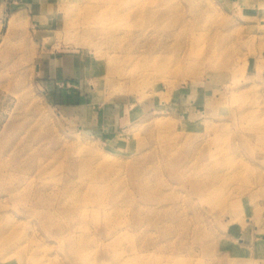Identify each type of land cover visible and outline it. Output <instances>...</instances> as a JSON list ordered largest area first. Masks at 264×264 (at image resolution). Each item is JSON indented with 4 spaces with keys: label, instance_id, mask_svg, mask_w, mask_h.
I'll use <instances>...</instances> for the list:
<instances>
[{
    "label": "rangeland",
    "instance_id": "obj_1",
    "mask_svg": "<svg viewBox=\"0 0 264 264\" xmlns=\"http://www.w3.org/2000/svg\"><path fill=\"white\" fill-rule=\"evenodd\" d=\"M90 6L0 0V264H264V0Z\"/></svg>",
    "mask_w": 264,
    "mask_h": 264
},
{
    "label": "bare ground",
    "instance_id": "obj_2",
    "mask_svg": "<svg viewBox=\"0 0 264 264\" xmlns=\"http://www.w3.org/2000/svg\"><path fill=\"white\" fill-rule=\"evenodd\" d=\"M98 3H101V7H98V8H101L99 15L101 16V22L102 23H106L109 19L111 21L115 20V19H117L118 16H120V17L126 16L127 18L130 17L133 20H135L134 22L138 23V22H141L142 20H144L145 18H149V16L151 15V10H150L151 0H127L126 5L125 4L121 5L120 4L121 0H98ZM86 8H87V6H86ZM98 8H92V6H90V8L88 10V14L90 15V17H96L97 16L96 15L97 13L94 11V9L98 10ZM91 19H93V18H91ZM21 98H22V96H21ZM246 117L249 118V115H246ZM252 127L256 128V133H255V131L253 132V134L255 136L250 137L251 135L241 134V140H242L244 146H246L250 149L249 154H252L253 156L264 155V126L258 128V127H255V125H252ZM252 138H254V141H252ZM253 142L256 145H253L254 144ZM56 153L57 152H52L51 154L54 155ZM72 164L73 163H70L69 166ZM168 164L170 167H172V166L178 165L180 163L169 162ZM59 167H60V165H59ZM48 168L52 172H55L56 170H58V168H53L50 165H44L42 167H35V170H40L39 176H43L47 172ZM184 169H185V167L182 166V168H180L177 171V174H175V176L181 178L183 175ZM41 170H44V171H41ZM236 173H238V172H236ZM96 174L99 177V179L101 180V176L103 177V175H101V172H97ZM223 180L225 181V179H223ZM185 182L191 183L193 185V190L196 193L202 194L200 196L201 199H204V194L209 191V187H208V190L206 192H202L200 190V183L198 182V179L195 177H193L190 180H186ZM138 188H141V187L138 186ZM36 196L39 199H43L44 198L43 191L39 190L37 192ZM213 208H214V206H213ZM170 214L176 215L177 212L176 211H170ZM138 216H139V218L141 216L145 217V216H147V214H146V212H139ZM54 218L55 217L50 212H47V213L42 215V219L45 223V226L48 227V229L51 227V223L54 222ZM96 222L100 226H101V224H104L105 223L104 215L98 216L96 218ZM136 226H137L138 230H141L144 227V224L136 225ZM58 229L61 232H63L62 229H60V228H58ZM110 230L112 231V227L110 228ZM113 233L116 234V233H118V231H114ZM80 245H81V241H77L76 239H73V238L71 239L70 245L66 244V242H65L67 254L81 263V253L79 251ZM106 247L107 246L105 245V248ZM145 251L147 252L148 250L145 249ZM144 260H145V258L140 257L139 255H137V253L133 252V253L127 255V257L125 259H122V261L119 263L120 264H142ZM88 263H89V261L87 260L84 264H88ZM166 264H171V261L167 262Z\"/></svg>",
    "mask_w": 264,
    "mask_h": 264
},
{
    "label": "crops",
    "instance_id": "obj_3",
    "mask_svg": "<svg viewBox=\"0 0 264 264\" xmlns=\"http://www.w3.org/2000/svg\"><path fill=\"white\" fill-rule=\"evenodd\" d=\"M39 71V69H37ZM257 233L259 234V238L257 240H255V244L253 245L257 251V254L259 257H261L262 259H264V226L263 227H258L257 228ZM247 234H242V239L244 237H246ZM252 238V236H249ZM250 238V240H251ZM250 257H252V259L256 260L259 257L254 256L251 252H249Z\"/></svg>",
    "mask_w": 264,
    "mask_h": 264
}]
</instances>
